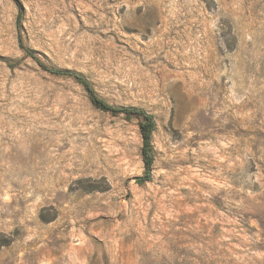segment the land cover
<instances>
[{"label": "rangeland", "instance_id": "374dc122", "mask_svg": "<svg viewBox=\"0 0 264 264\" xmlns=\"http://www.w3.org/2000/svg\"><path fill=\"white\" fill-rule=\"evenodd\" d=\"M17 1L155 161L0 0V264H264V0Z\"/></svg>", "mask_w": 264, "mask_h": 264}, {"label": "trees", "instance_id": "16d2710c", "mask_svg": "<svg viewBox=\"0 0 264 264\" xmlns=\"http://www.w3.org/2000/svg\"><path fill=\"white\" fill-rule=\"evenodd\" d=\"M18 7V17H17V27L19 29L18 41L22 49L44 70L48 73L55 76H69L75 78L76 82L79 83L84 91L87 93V96L91 104L98 110L106 113H110L112 116H123L126 121H131L133 119L138 120V127L140 135L142 138V148H141V157L144 163V175L137 178V183L143 184L153 180L152 168L155 161V150L153 144V136L156 131L157 123L155 116L142 109L137 107H126V106H115L107 102L104 98L99 96L93 87L92 83L84 76L80 74H74L68 71H61L54 68L46 67L40 59L27 51L23 43L21 28H22V19L24 15V7L21 3L15 0ZM9 68H13L15 64L6 61ZM6 245L3 243V246Z\"/></svg>", "mask_w": 264, "mask_h": 264}]
</instances>
